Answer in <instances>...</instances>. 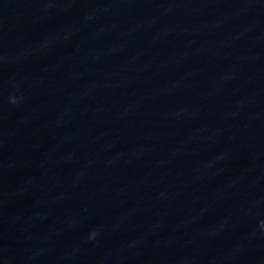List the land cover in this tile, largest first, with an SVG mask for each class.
I'll use <instances>...</instances> for the list:
<instances>
[{
  "label": "clouds",
  "instance_id": "clouds-1",
  "mask_svg": "<svg viewBox=\"0 0 264 264\" xmlns=\"http://www.w3.org/2000/svg\"><path fill=\"white\" fill-rule=\"evenodd\" d=\"M15 102V101H14Z\"/></svg>",
  "mask_w": 264,
  "mask_h": 264
}]
</instances>
